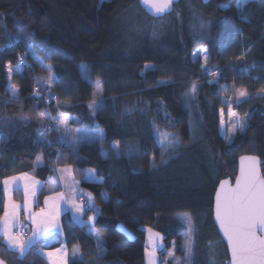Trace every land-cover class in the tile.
<instances>
[{"label":"trees","instance_id":"obj_1","mask_svg":"<svg viewBox=\"0 0 264 264\" xmlns=\"http://www.w3.org/2000/svg\"><path fill=\"white\" fill-rule=\"evenodd\" d=\"M198 48L208 49L211 73L191 59ZM25 56L31 67L21 66L9 79L8 65L16 68ZM48 66L55 80L43 88ZM82 66L90 81L100 83L99 109L88 107L94 87ZM10 81L19 99L8 94ZM192 83L197 94L190 112L183 98ZM34 84L55 95L59 105L32 97ZM262 89L264 0H250L241 10L238 0H183L161 20L147 17L136 0H0V217L4 179L27 174L45 183L54 168L71 165L80 188L92 193L100 209L85 216L97 215L92 229L105 249L98 254L96 238L62 216L65 246L69 252L78 249L83 264H145L142 228L160 233L161 263L172 249L182 259V216L193 226L191 264H223L226 249L212 220L213 196L221 180L236 176L241 156L258 157L264 174ZM241 90L247 96L233 110L246 127L230 142L221 123L229 108L224 98ZM42 113H47L43 124ZM60 114L71 119L72 129L102 131L103 140L81 142L79 159L74 158L47 119ZM192 117L200 125L199 140L192 139ZM155 129L175 134L179 146L164 152ZM41 134L50 146L36 143ZM57 153L63 158L57 160ZM93 170L102 183L85 179ZM0 258L7 264H47L39 255L21 260L4 251L1 237Z\"/></svg>","mask_w":264,"mask_h":264},{"label":"snow or ice","instance_id":"obj_2","mask_svg":"<svg viewBox=\"0 0 264 264\" xmlns=\"http://www.w3.org/2000/svg\"><path fill=\"white\" fill-rule=\"evenodd\" d=\"M244 3L247 0H243ZM174 0H142V5L154 15L156 18H162L167 13L171 12ZM241 6V0H238V7ZM221 8H227V5H221ZM203 28V25H201ZM155 35V33H154ZM29 52H33L31 46H29ZM208 49L204 48L197 50L193 53L194 58L203 54V59L207 63ZM33 59L39 61V57L33 53ZM23 65H27V56L20 59L16 68H13L11 64L8 65V78L11 79L13 73L19 74L22 71ZM31 67L30 65H27ZM41 67L43 64L41 62ZM146 69L151 66L146 65ZM86 76V69H82ZM50 75L47 78V83L50 85L55 77L51 75V67L48 66ZM205 71H210L205 69ZM163 84L165 81H159ZM99 87V82H97ZM8 92L13 99H19L18 90L15 85L9 84ZM44 90V89H41ZM196 85H192V91L195 92ZM264 92V89L261 90ZM247 92L245 90L239 91V97H246ZM238 99L236 103H239ZM103 106V99L101 97H94L91 103L88 105L90 109H99ZM95 112H93V115ZM223 115V109H221ZM228 115L230 117L235 116L236 113L232 111V108H228ZM47 116V113L41 114V124H43V117ZM27 119V117H22ZM52 124L57 125L55 131L59 135V142L67 144L72 148V155L74 158L79 159L77 155V145L85 138H99L103 139L102 132L89 131L87 129L78 130L72 129L68 126V117L60 114L56 117H48ZM223 123V120H221ZM246 124L240 120H236L232 123L229 131L235 132L237 130L244 131ZM158 133L157 142L161 147H166L172 144L170 133H159L158 129L155 130ZM79 133V136L73 133ZM163 139H160V137ZM231 142V141H230ZM37 144L51 145V141H48L46 137L41 134L36 141ZM114 150L119 155L118 145H114ZM103 155V153H102ZM62 154L57 153V160L62 159ZM43 160V155H38L36 162L37 166L40 165ZM259 160L256 157L241 156L239 174L235 177L234 185L229 180H221L220 186L215 193V222L219 225V230L223 234V239L227 242V248L230 251L231 259L229 264H264V174L261 173L259 167ZM54 172H58L59 182L64 186L66 192H54L50 196H45V207L41 208L37 212L32 211V203L37 198L38 191H43V184L40 181L35 180L33 177H28L27 174L22 176H11L2 181L3 192L7 196V200L3 204V216L0 217V237L3 239L4 251L12 252L17 255L18 259H24L29 253L33 255H42L48 258L49 264H83V259L80 257L77 259L69 260L68 252L62 245L60 248H56L54 251H45V245L41 244V239H53L59 236L62 232L60 224V212L61 205L71 209L73 216L72 219L80 227H87L91 236H94L97 240L96 250L97 253H103L104 241L101 236L92 231V227L97 220V215L100 213V209L96 207L92 198V193H82L78 188L79 181H77L73 175L74 169L71 165H65L64 167L54 168ZM85 179L102 183L103 178L94 175V170L85 174ZM21 181H24L22 185L23 190V202L22 204L16 203L12 200L11 193L13 190H21ZM55 182V181H54ZM101 196L106 199L107 194L101 193ZM23 211L26 214L27 219L32 225L31 235L26 236L23 231L24 226L20 224V214ZM88 211H92L97 215L89 216L87 224L82 219V216ZM179 219L187 224L188 231L185 233V249L187 255L190 257L192 254V232L193 226L191 219L188 216L179 217ZM19 227L20 231H14ZM147 231L152 233L153 230L148 228ZM131 238V234H128ZM156 237H160V233L153 234ZM162 239V237H161ZM161 247L155 240L152 242V252L149 253L146 249V255L150 258L154 256L157 248ZM78 249H74L72 257L77 256ZM169 256L173 255V252H168ZM0 264H7L4 259H0ZM150 264L152 261L150 259Z\"/></svg>","mask_w":264,"mask_h":264},{"label":"rangeland","instance_id":"obj_3","mask_svg":"<svg viewBox=\"0 0 264 264\" xmlns=\"http://www.w3.org/2000/svg\"><path fill=\"white\" fill-rule=\"evenodd\" d=\"M102 1H106V0H102ZM203 1H208V0H203ZM249 1H250V0H247V2H249ZM247 2H246V3H247ZM246 3H244L243 0H241V6H239L238 9L241 10V8H242ZM201 49H204V48H198V49H195V50L192 52V54H191V59H192L193 61H197V60L200 61V63L202 64V68L204 69V72L211 73V70L207 67V63H205V61H204V59H203V54H201L200 56L195 57V58H194V56H193V53H194V52H196L197 50H201ZM33 62H34L35 64H37V65L40 64L39 61H36V60H34V59H33ZM82 69H86L85 66H82L81 70H82ZM205 69H209L210 71H205ZM13 74H14V73H13ZM82 75H83L84 79H86L87 81H89V82L93 85V87H94V95H93V98H94V97H97V96H98V97H101V95H102V91H101L100 83H99V87H98V86H97V82H92V81H90L89 78H88V76H87V74H86L87 78H85V73H84L83 70H82ZM48 76H49V74H46V75H43V76H42V79H41V80H42V87H43V88H47V86H48V83H47V78H48ZM9 84H12V82L10 81ZM194 84L197 85L196 83H194ZM12 85H13V84H12ZM192 85H193V83H192V84H189V89L187 90V92H186V94L184 95V98H183V102H184L185 106L189 109L190 112H192V111H191V109H192L191 104H193V103L195 102L194 100H195V97H196V94H197V87H196L195 92H193V91H192ZM8 86H9V85H8ZM225 92H226V90H225ZM9 94H10V93H9ZM238 99L241 101V100L244 99V97H239V93L231 92V93H230V98H224V103H225V104H228V106L232 108V111L235 112V111L233 110V105L236 103V101H237ZM235 113H236V112H235ZM191 114H192V113H191ZM38 117L41 118V115L38 116ZM66 117H68V116L66 115ZM47 119H48V118H47ZM43 120H44V117H43ZM48 120H49V119H48ZM70 120H71V119L68 117V124H69ZM236 120H240V121H242L244 124H246V120L239 118L237 114H236L235 116L230 117V116L228 115V112H227V113L224 114V116H223L222 130H223V132H224L225 137L228 138V141H231L236 135L243 133V131H239V130H237V131H235V132H231V131H229V129L231 128L232 123H234ZM68 126H69V125H68ZM55 127H57V125H55ZM191 127H192V139H193V140H199V139L201 138L200 125H199V123H198V121H197V119H196L195 117H192ZM52 128H54V127H51V129H52ZM155 130H156V129H155ZM155 130H154V137H155V139H156V141H157L158 133H157ZM89 131L102 132V131H100V130H98V129L89 130ZM158 131H159V133H170V134H171V136H170L169 138L172 139L173 142H172V144L167 145L166 147H162V149L164 150V152L169 151V150L176 149V148L179 146V140H178V138H177V136H176L175 134H173V133H171V132H169V131H167V130H164V129H158ZM102 133H103V132H102ZM73 134L79 136V133H78V132H77V133H73ZM103 138H104V135H103ZM160 139H163V137L161 136ZM92 140H94V141H102L103 139L101 140V139H99V138H85V139H83L82 141H80L79 144H80L81 142H83V141H92ZM157 143H158V142H157ZM79 144H78V145H79ZM158 144L160 145V143H158ZM78 145H77V147H78ZM160 146H161V145H160ZM27 176H28V177H33L35 180H37L36 177H35L34 175H27ZM37 181H39V180H37ZM20 183H21V190H20V191H15V190H13L12 193H11V197H12V200H13L14 202L22 204V202H23V190H22V185H23L24 181H21ZM41 183H42V182H41ZM42 184H43V183H42ZM65 191H66V189H65L64 186H63V190H61V192H65ZM16 192H17V194H16V195H17V198L14 197ZM85 192H86V191H85ZM42 193H43L44 197H43V200H42V204H41V206H39V205H38V202H39V196H40ZM53 193H54V192H52V193H48L47 190H46V187H45L44 184H43V191H38V193H37V198L34 199L32 205H31V207H32V211H33V212H37V211H39L41 208H44V207H45V196H50V195H52ZM85 194H86V193H85ZM6 200H7V196L5 195V196H4V201H6ZM69 211H71L70 208L64 206L63 204L61 205V212H60V217H59L60 224H61V218H62V216H64V214H69ZM72 214H73V213H72ZM21 215H24L25 218L27 219V216H26V214L23 213V211H21L20 217H21ZM20 217H19V218H20ZM182 217H183V216H182ZM27 220H28V219H27ZM179 220H180V219H179ZM22 221H25V220H22ZM22 221H21V222H22ZM180 221H181V220H180ZM26 222H27V221H26ZM28 222L30 223L29 220H28ZM28 222H27V223H28ZM181 222H182V221H181ZM29 223H28V224H29ZM30 224H31V223H30ZM182 224L184 225L185 231H186V233H187V231H188L187 224H186V223H183V222H182ZM120 229H121L122 231L126 232L127 235L129 234V233H128V232H127L122 226L120 227ZM147 229H148V228H142L143 232L145 233V250H144L145 264H150V259H151V261H152V264H168V262H171L172 264H191V259H192V257H193V252H194V241H193V237H192V254H191L190 257H189V256L187 255V253H186L185 242H184V253H185V255H184V257H183L182 259H178V258L175 256L174 250L172 249V250H170V251L173 252V255H172V256H169V255H168V252H170V251L166 252L167 257H166V259L163 261V263H161L160 258H159V252H160V251L162 250V248H163V245L161 244V243H162L161 236H160V237H156V236L153 235V234L155 233L154 231H153L152 233H149V232L147 231ZM96 234H97V233H96ZM60 235H63L62 232H61ZM128 236H129V235H128ZM153 240H155L158 244H160L161 247L157 248L156 251H155L154 256L150 258L148 255H146V249H147V251H148L149 253L152 252V242H153ZM57 241H58V240H57ZM100 254H103V253H100ZM215 254H216V256H219V253H218V252H216ZM214 256H215V255H214ZM46 259L48 260V258H46ZM48 262H49V261H48ZM214 264H215V262H214ZM223 264H228V257H227V254H226V250H225V258H224V262H223Z\"/></svg>","mask_w":264,"mask_h":264},{"label":"crops","instance_id":"obj_4","mask_svg":"<svg viewBox=\"0 0 264 264\" xmlns=\"http://www.w3.org/2000/svg\"><path fill=\"white\" fill-rule=\"evenodd\" d=\"M48 74L50 75V73L48 72ZM51 75H53L52 73H51ZM54 82V81H53ZM53 82L50 84V85H48L47 86V88H51V86H52V84H53ZM8 94H9V92H8ZM10 95V94H9ZM13 99V98H12ZM59 116V115H58ZM65 116V115H64ZM42 165V163H40V165L39 166H41ZM59 173L58 172H54L53 171V173H52V175L46 180V182L45 183H43L44 184V186L46 187V190H47V192L48 193H52V192H61V190H63V185L59 182ZM95 175V174H94ZM22 176V175H21ZM86 180H88V179H86ZM55 181V182H54ZM88 181H90V182H94V181H91V180H88ZM3 183H2V191H3ZM78 188L80 189V191L82 192V193H88V192H85L84 190H82L81 188H80V183L78 184ZM66 192V191H65ZM3 194H4V196H5V193L3 192ZM65 215H68L69 217H70V219H71V221H72V223L74 224V226H76V227H79V228H86L87 229V231H88V228L87 227H80L78 224H76L75 223V221L72 219V216H73V214H72V211H69V214H64V216ZM93 215H96V214H88V217L89 216H93ZM88 217H86L85 216V214L82 216V219L85 221V223L87 224V221H88ZM19 220H20V222L22 221V220H25V221H27L28 222V220L25 218V216L24 215H21V217L19 218ZM29 223V222H28ZM29 225H30V235H31V230H32V225L29 223ZM14 231H15V229H14ZM92 231H93V229H92ZM29 235V236H30ZM2 238V237H1ZM3 240V239H2ZM58 240V241H57ZM40 243L41 244H43V245H45V251H54L56 248H60L62 245L64 246V248L66 249V251L68 252V258H69V260L70 259H79L80 257H81V255H80V253H79V251H77V256L75 257V258H73L72 257V252L74 251H72V252H69L68 250H67V248H66V246H65V242H64V237H63V235H59V236H57V237H55V238H53V239H41V241H40ZM39 256H41L43 259H45V261L47 262V264H49V262H48V260L46 259L47 257L46 256H42V255H39Z\"/></svg>","mask_w":264,"mask_h":264},{"label":"water","instance_id":"obj_5","mask_svg":"<svg viewBox=\"0 0 264 264\" xmlns=\"http://www.w3.org/2000/svg\"><path fill=\"white\" fill-rule=\"evenodd\" d=\"M136 1H137L138 5H139L140 9L144 12V14H145L147 17H149L150 19H153V20H161V19H163V18H165V17L171 15L172 12H173V10H172L171 12L167 13L166 15H164L162 18H156L154 15L150 14V12L146 9L145 6L142 5V0H136ZM181 1H183V0H174V3H173V5H172V9H174V7H175L176 5H178ZM244 156H248V157H256V156H252V155H244ZM240 158H241V157H240ZM240 158H238V160H237V173H236V175L239 174V169H240ZM256 158H257V159L259 160V162H260V163H259V167H260V171H261V173H262V162H261V160H260L258 157H256ZM235 177H236V176H235ZM235 177H234L233 179L228 178V179H224V180H229L230 183L234 185V183H235ZM219 186H220V182H219L218 185H217V188H216V190H215V193H216L217 189L219 188ZM215 193H214V196H213L212 220H213V224H214V226H215V228H216V231H217V233H218V236H219L220 240L223 242V244H224V246H225L226 253H227V257H228V264H229V261H230V259H231V254H230V251H229L228 248H227V242H226L225 239H223V234H222V232H220V230H219V225L215 222ZM0 259H1V258H0Z\"/></svg>","mask_w":264,"mask_h":264},{"label":"built area","instance_id":"obj_6","mask_svg":"<svg viewBox=\"0 0 264 264\" xmlns=\"http://www.w3.org/2000/svg\"><path fill=\"white\" fill-rule=\"evenodd\" d=\"M42 89V88H41ZM38 85L34 84L32 97L42 99L46 104H52L54 107L59 105L55 95L51 94L49 90H41ZM24 226L23 231L26 236L30 235V225L26 221L20 222ZM21 229L17 227L15 231H20Z\"/></svg>","mask_w":264,"mask_h":264}]
</instances>
